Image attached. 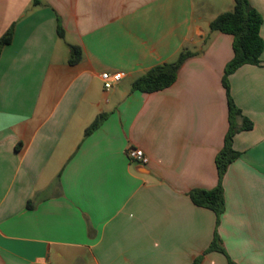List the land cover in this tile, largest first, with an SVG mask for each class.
I'll return each mask as SVG.
<instances>
[{
  "label": "crops",
  "instance_id": "1",
  "mask_svg": "<svg viewBox=\"0 0 264 264\" xmlns=\"http://www.w3.org/2000/svg\"><path fill=\"white\" fill-rule=\"evenodd\" d=\"M38 2L0 0V38L14 27L0 57V264H264V63L229 78L253 128L234 137L219 224L190 198L218 184L234 52L210 23L235 1ZM250 5L264 40V0ZM184 49L201 52L173 85L133 91ZM103 73L124 77L106 91ZM129 147L149 163L131 162ZM216 233L225 254L208 251Z\"/></svg>",
  "mask_w": 264,
  "mask_h": 264
},
{
  "label": "trees",
  "instance_id": "2",
  "mask_svg": "<svg viewBox=\"0 0 264 264\" xmlns=\"http://www.w3.org/2000/svg\"><path fill=\"white\" fill-rule=\"evenodd\" d=\"M234 1V8L231 11L220 14L210 23L211 32H220L233 36L234 52L233 59L225 67L222 80L228 100L229 130L225 136L223 148L215 159L218 184L211 190L195 189L190 193V198L195 205L209 209L215 213L217 225L226 209L223 180L229 166L240 156V153L234 148V137L241 131L251 130L253 128V123L242 115L241 110L233 101L229 78L239 68L245 65L261 66L264 63L262 59L264 40L261 36L263 17L256 9L251 7L250 0ZM38 4V0H35V5ZM57 31L60 38L65 37V31L60 23L58 24ZM13 35L14 27L12 26L0 38V57L4 47L12 42ZM206 42L207 40L204 41V44ZM70 50L69 64L75 65L81 61L83 52L79 46L75 45H71ZM200 52L189 49L182 50L174 61L158 65L137 78L132 85L133 91L154 93L167 89L177 80L182 65ZM106 118L107 114H102L97 117L93 124L86 130V135L88 136L98 129ZM240 120H242V124L239 123ZM208 251H218L225 254L218 233H216L214 241ZM195 264H198V261ZM229 264L235 263L229 260Z\"/></svg>",
  "mask_w": 264,
  "mask_h": 264
},
{
  "label": "built area",
  "instance_id": "3",
  "mask_svg": "<svg viewBox=\"0 0 264 264\" xmlns=\"http://www.w3.org/2000/svg\"><path fill=\"white\" fill-rule=\"evenodd\" d=\"M124 77L122 73H103L101 75L103 86L106 91L112 89L116 84H118ZM127 156L131 162L139 163L142 165H147L149 163V158L145 152L140 148L129 147L127 150Z\"/></svg>",
  "mask_w": 264,
  "mask_h": 264
}]
</instances>
